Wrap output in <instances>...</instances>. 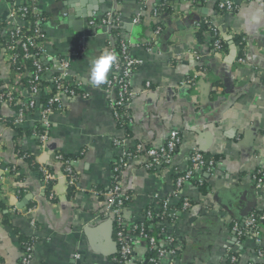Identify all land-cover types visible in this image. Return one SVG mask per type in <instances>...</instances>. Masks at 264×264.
<instances>
[{
	"label": "crops",
	"instance_id": "obj_1",
	"mask_svg": "<svg viewBox=\"0 0 264 264\" xmlns=\"http://www.w3.org/2000/svg\"><path fill=\"white\" fill-rule=\"evenodd\" d=\"M232 1L237 10L230 13L220 12L216 0H169L168 9L154 17L162 0H38L52 52L71 58L70 73L87 97L63 99L62 110L51 117L44 149L31 135L37 122L31 117L12 126L14 111L0 105V264H19L23 242L31 238L36 242L30 264H115L114 218L103 214L105 200L95 194L112 184L119 153L113 140H123L126 149L137 143L158 148L171 130L180 133L181 143L168 166L146 169L132 161L123 175L132 195L121 212L124 221L136 223L148 208L158 209L195 150L215 160L216 168L198 174L205 195L196 183L182 186L188 209H177L179 199L171 201L177 216L166 232L179 242L173 264H231L230 257L233 264H264V224L256 239L240 240L233 231L234 224L264 211V188L254 181L264 174V0ZM9 9L6 1L0 3V19H7ZM109 12L132 26L123 27L121 37L129 41L131 55L143 61L131 80L133 122L124 127L113 117L103 84L92 86L88 75L90 61L103 53L112 33L87 21ZM136 16L140 21L132 24ZM204 20L220 31L221 53L213 51L208 34L196 37ZM157 26L162 33L155 38ZM11 73L0 54V78ZM16 142L39 170L13 158ZM56 153L72 159L77 178L72 188L61 178ZM40 168L56 176L52 202ZM133 254L145 261L144 242L134 241Z\"/></svg>",
	"mask_w": 264,
	"mask_h": 264
},
{
	"label": "built area",
	"instance_id": "obj_2",
	"mask_svg": "<svg viewBox=\"0 0 264 264\" xmlns=\"http://www.w3.org/2000/svg\"><path fill=\"white\" fill-rule=\"evenodd\" d=\"M2 1L7 2L8 0H0V3ZM11 1L12 4L7 2L10 5L7 19H0V54L12 72L11 76L0 78V105H6L14 111L12 126L19 127L32 117L37 125L32 127L31 135L37 141L39 148L44 149L50 140L51 117L54 112L62 110L63 99L74 96L85 99L87 94L78 92L80 84L70 73L71 58L68 55L63 57L52 52L51 41L44 27L47 18L41 16L38 0ZM140 1L143 4V0ZM216 4L220 12L232 13L237 10V5L232 0H216ZM162 5L164 3L160 4V6ZM142 7L144 8V5ZM159 13V6L152 11L154 17L159 16ZM29 15L35 18L32 23L26 21V17ZM139 21V16H136L132 19V24ZM204 23L208 25L214 38L212 42L213 51L221 53L223 45L220 31L208 20H204ZM87 24L89 27L117 29L119 26H123L124 22L117 12H109L98 20H88ZM28 26L31 27V34L23 29V27ZM161 33L162 27L157 26L153 32L154 37H158ZM105 50L114 52L117 59L111 68V75L102 85V89L109 95V106L114 119L117 122L122 120L124 124H131L133 120L130 108L135 96L131 89V80L143 61L131 55L130 43L121 37L120 33L118 36L111 35ZM82 51L81 45L77 54H82ZM30 59L32 60L28 67L26 62ZM237 62L243 63V60L238 59ZM146 87H149V83L146 84ZM0 122H3L1 117ZM124 143L120 139L113 140V145L119 150V153L112 167V186L105 192H95L105 200L103 214L111 215L118 227L123 225L121 214L123 207L132 201V195L125 188L122 179L130 163L132 161L139 162L146 169L168 166L172 161L173 153L181 143V136L177 130H171L164 143L158 148L137 143L133 148L126 149ZM16 147H19L18 142L12 148L13 158L24 161L28 154L19 149L23 154L20 155ZM54 161L61 163V178L67 180L71 188L74 187L77 178L72 163L69 164L60 153L54 155ZM15 168L16 166L10 167V172ZM215 168L214 161L207 160L202 154L194 150L190 156L188 169L177 174L173 181L172 193L162 199L160 206H158L162 216L171 218V222L162 221L163 223H159V225L164 226L159 241L161 246L158 247L156 238L144 233L143 228L140 230L138 238H134L130 234L116 230V227L115 238L118 251L117 256L113 258V263L120 264L123 261L125 264H139L142 262L134 257L132 249L133 240H139L141 242L146 241L150 248L157 249V257L149 259L150 264H166L167 262L173 264L178 256L179 242L166 232V225H173L177 216V210L171 207V201L179 199L182 201L180 209H188L191 202L182 197V186L188 182L201 184L202 181L198 178V174L202 171L211 173ZM40 171L46 186L56 179V176L51 174L48 169L40 168ZM254 181L258 189L264 188L263 174L254 176ZM17 194H19L18 191ZM47 199L50 202L54 200L53 192L49 191ZM144 214L145 216L140 220L141 223L152 218L150 211H145ZM260 224H264V211L251 214L241 224H234L233 231L238 239L244 236H251L256 239L257 227ZM32 225L35 226L33 222ZM148 228L151 229V225H148ZM133 229H137V227L135 226ZM35 242L36 239L32 238L30 243L23 246L21 264L31 263ZM258 254L260 257L262 256L261 252ZM230 262L233 264L235 258L230 257Z\"/></svg>",
	"mask_w": 264,
	"mask_h": 264
},
{
	"label": "trees",
	"instance_id": "obj_3",
	"mask_svg": "<svg viewBox=\"0 0 264 264\" xmlns=\"http://www.w3.org/2000/svg\"><path fill=\"white\" fill-rule=\"evenodd\" d=\"M7 2L9 4H12L11 0H8ZM168 2H169V0H163L162 1V3H164V5L159 6L160 12H164V11H166L168 9ZM216 8H217V4H216ZM41 16L42 17H46V15L44 13H42V12H41ZM34 20H35V18L31 17V15L26 17V21L29 22V23H32ZM23 29H24V31L27 30L25 32H28L29 34H31V27L30 28H29V26L26 27V28L23 27ZM122 30H123V26H119L117 29H111V33L114 36H118L119 33L121 34ZM201 34H202V36H203V34H208L210 39H211V45H212V42H213L214 38L212 36L211 31L209 30L208 25L205 24L204 21L199 24V26H198V28L196 29V32H195V35H196L197 38H199ZM4 40H5V38H4ZM4 42H6V41H4ZM221 42H222V45L224 47L225 45H224L222 40H221ZM237 43L240 44V48H243L244 43L242 42L241 37L237 38ZM31 60L32 59H30L28 62H26L28 67H29V62H31ZM117 123H118V126H120V127H124L126 125V124H124V121H122V120H120V122H117ZM16 150H18V153L20 155H23L22 152L19 151L18 147H16ZM61 156L63 157V159L67 160L69 162V164L72 163V159L70 157L65 156L63 154H61ZM207 160H212V161L215 162V160H213V159H207ZM25 161L28 162L30 164V166L33 167L35 170H39L38 169V165L34 163V159H33V157L31 155L26 156ZM261 174H263V173H261ZM111 186H112V184H111ZM197 187H198V189H199V191H200V193L202 195L206 194L207 191H206L204 182H201V184L197 183ZM51 189H52V182L48 183L47 186H46V190H45L46 195H47V193H49V191H51ZM179 202L180 203L177 206V209H180V207H181L182 201L180 200ZM146 211H150L152 213V218L151 219L146 220L144 223H141V221H137L135 224H129L128 222L124 221V219H123V225L120 226V227L115 225V222H114V233H116V230H119V231H121V232H123L125 234H130V236H132L134 238H138L140 230L143 228L144 233H146L148 236H153V237L156 238L157 246L160 247L161 245H160L159 241L161 239L162 227H164V226L163 225H159V223H163L162 221L171 222V218H168L167 216H162L161 209L159 210V209L148 208ZM144 216H145V214H144ZM148 225H151L152 228L149 229ZM135 226L137 227V229H133ZM116 227H117V229L115 230ZM244 237H242L241 239H243ZM31 240H32V238L31 239H27L26 241H24L23 242V246L26 243H30ZM134 241H136V240H133V242H132V249H133V246H134ZM144 244H145V247H146L145 261H142L139 264H150L148 262L149 259L157 257V252H156L157 249L150 248L146 241L144 242ZM116 256H117V254H116ZM19 264H21V260L19 261ZM120 264H125V262L122 261Z\"/></svg>",
	"mask_w": 264,
	"mask_h": 264
},
{
	"label": "clouds",
	"instance_id": "obj_4",
	"mask_svg": "<svg viewBox=\"0 0 264 264\" xmlns=\"http://www.w3.org/2000/svg\"><path fill=\"white\" fill-rule=\"evenodd\" d=\"M116 54L109 50H104L102 54L90 61L89 81L92 86L98 87L106 83L108 74L116 62Z\"/></svg>",
	"mask_w": 264,
	"mask_h": 264
},
{
	"label": "water",
	"instance_id": "obj_5",
	"mask_svg": "<svg viewBox=\"0 0 264 264\" xmlns=\"http://www.w3.org/2000/svg\"><path fill=\"white\" fill-rule=\"evenodd\" d=\"M123 27H124L125 29H127V30L132 29V26L129 25V24L123 25ZM1 172H2V171H1ZM0 175H1V174H0Z\"/></svg>",
	"mask_w": 264,
	"mask_h": 264
}]
</instances>
